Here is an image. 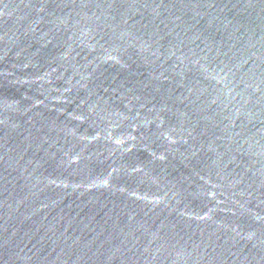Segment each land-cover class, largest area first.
Listing matches in <instances>:
<instances>
[{
  "label": "water",
  "instance_id": "95a60500",
  "mask_svg": "<svg viewBox=\"0 0 264 264\" xmlns=\"http://www.w3.org/2000/svg\"><path fill=\"white\" fill-rule=\"evenodd\" d=\"M0 264H264V0H0Z\"/></svg>",
  "mask_w": 264,
  "mask_h": 264
}]
</instances>
